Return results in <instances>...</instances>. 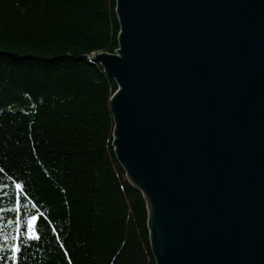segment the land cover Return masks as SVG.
I'll return each instance as SVG.
<instances>
[{
	"label": "water",
	"instance_id": "1",
	"mask_svg": "<svg viewBox=\"0 0 264 264\" xmlns=\"http://www.w3.org/2000/svg\"><path fill=\"white\" fill-rule=\"evenodd\" d=\"M112 146L156 264H264V0H116Z\"/></svg>",
	"mask_w": 264,
	"mask_h": 264
},
{
	"label": "trees",
	"instance_id": "2",
	"mask_svg": "<svg viewBox=\"0 0 264 264\" xmlns=\"http://www.w3.org/2000/svg\"><path fill=\"white\" fill-rule=\"evenodd\" d=\"M119 30L116 0H0V264L17 219L16 264H156L112 146L117 85L91 60Z\"/></svg>",
	"mask_w": 264,
	"mask_h": 264
},
{
	"label": "snow or ice",
	"instance_id": "3",
	"mask_svg": "<svg viewBox=\"0 0 264 264\" xmlns=\"http://www.w3.org/2000/svg\"><path fill=\"white\" fill-rule=\"evenodd\" d=\"M16 187L17 189H19L21 186L17 184ZM36 220H37V217L35 216L30 217V219L28 220V223H27V239L28 240H39L40 239L39 235L37 234L35 230ZM16 224H17L16 235H13L11 237V240L13 241V243L10 246L11 255L9 257V259L13 262V264H16L18 260V256L21 253V245L18 243L20 239L19 219L16 220ZM0 235L3 236V241L7 243L9 237L6 234H2V233H0ZM61 247H63V245H61Z\"/></svg>",
	"mask_w": 264,
	"mask_h": 264
}]
</instances>
